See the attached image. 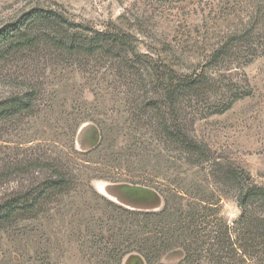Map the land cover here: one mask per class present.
<instances>
[{"label":"rangeland","instance_id":"obj_1","mask_svg":"<svg viewBox=\"0 0 264 264\" xmlns=\"http://www.w3.org/2000/svg\"><path fill=\"white\" fill-rule=\"evenodd\" d=\"M226 2L231 0H0V28L32 8L63 7L77 22L100 30L109 24L120 27L136 37L140 52L186 72L202 65L211 47L239 23L228 14ZM41 63L37 56L0 62V102L29 93V81L36 99L32 110L0 120V204L18 194L39 195L55 166L76 174L78 192L54 198L37 218L0 228V264H146L131 249L123 257L119 252L124 248L115 246L127 247L133 231L130 216L121 209L162 211L163 197L153 187L170 180L208 187L207 202L214 204L210 219L215 214L230 227L239 219L236 190H221L212 179L206 183L204 171L187 170L181 160L173 161L181 168L167 172L162 145L148 154H118L130 136L125 108L111 88L116 77L93 81L92 74L60 72ZM225 69L224 76L242 85L246 97L225 113L199 119L194 135L214 158L242 169L264 188V55ZM93 119L121 127L113 138L114 156H82L101 140ZM102 169L109 174L103 176ZM149 179L152 184L145 182ZM183 256L176 250L160 262L177 264Z\"/></svg>","mask_w":264,"mask_h":264},{"label":"trees","instance_id":"obj_2","mask_svg":"<svg viewBox=\"0 0 264 264\" xmlns=\"http://www.w3.org/2000/svg\"><path fill=\"white\" fill-rule=\"evenodd\" d=\"M226 7L239 23L211 47L202 65L185 68L186 72L140 52L136 37L120 27L109 24L100 30L90 23L77 22L63 7L32 8L0 28V62L37 56L42 67L51 65L60 72L76 69L92 74L93 81L99 76L103 81L106 76L116 77L111 88L125 108V123H129L126 136H130L119 155L148 154L162 145L170 164L167 172L181 168L173 162L181 160L187 170L204 171L206 183L212 179L221 190L238 192L241 215L230 227L215 214L210 219V206L214 204L207 202L208 187L175 185L173 180L168 185L158 183L153 188L163 197L162 211L121 209L130 216L133 228L130 241H125L127 247L115 245L124 248L119 252L123 257L127 254L124 250L131 249L146 264H163L160 260L164 255L180 250L184 256L177 264H264V188L253 184L242 169L214 158L194 135L199 119L227 112L247 94L242 85H234L224 76L225 68L264 55V0H231ZM27 85L30 92L23 97L15 95L0 102V120L34 108L35 88L31 81ZM93 123L101 140L98 147L82 156H106L113 151L117 130L122 129L103 120L93 119ZM57 167L36 197L31 192L18 194L0 204V228L37 218L54 198L78 192L76 174ZM100 173L106 176L109 171L102 169Z\"/></svg>","mask_w":264,"mask_h":264},{"label":"bare ground","instance_id":"obj_3","mask_svg":"<svg viewBox=\"0 0 264 264\" xmlns=\"http://www.w3.org/2000/svg\"><path fill=\"white\" fill-rule=\"evenodd\" d=\"M81 132H83V131H81Z\"/></svg>","mask_w":264,"mask_h":264}]
</instances>
